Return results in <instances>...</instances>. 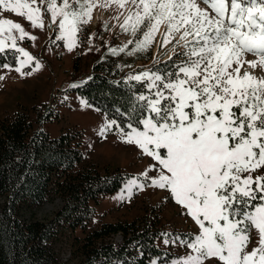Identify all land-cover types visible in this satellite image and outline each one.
I'll return each instance as SVG.
<instances>
[{"label":"snow or ice","instance_id":"6c2138e0","mask_svg":"<svg viewBox=\"0 0 264 264\" xmlns=\"http://www.w3.org/2000/svg\"><path fill=\"white\" fill-rule=\"evenodd\" d=\"M111 2L128 8L121 27L140 33L137 50L154 42L161 26L164 45L179 35L177 43L190 49L176 73H144L156 91L152 98L138 97L145 102L140 118L128 123L130 131L121 129L123 142L154 161L141 175L151 187L169 191L198 226L194 236L171 241L190 249L173 264H264V76L241 74L245 66L264 72V0H202L206 8L198 0ZM96 6V0H0V53L8 48L19 53L25 59L18 56L14 70L32 74L23 69L36 58L17 40L36 37L5 13L39 28L50 13L53 24L59 20L57 39L66 40L71 51ZM249 54L257 59L247 60ZM40 67L36 61V70ZM132 186L145 188L136 180L129 191ZM253 231L258 240L249 250Z\"/></svg>","mask_w":264,"mask_h":264},{"label":"trees","instance_id":"16d2710c","mask_svg":"<svg viewBox=\"0 0 264 264\" xmlns=\"http://www.w3.org/2000/svg\"><path fill=\"white\" fill-rule=\"evenodd\" d=\"M99 34L96 27L94 36ZM99 46L106 49L105 41ZM88 54L97 58L73 89L128 130V123L135 125L143 111L145 102L138 97L146 96V81L126 79L113 57ZM17 57L8 48L0 53V65H14ZM80 58H74V70ZM53 110L47 101L30 108L20 104L0 118V264H71L53 246L61 228L71 232L77 264H151L154 256L158 264L171 261L176 254L158 243L157 217L90 227L99 200L139 175L118 165L102 170L85 162L82 129L72 126L51 135L46 128ZM54 200L57 207L45 211L46 203ZM118 233L122 240L116 243L111 237Z\"/></svg>","mask_w":264,"mask_h":264},{"label":"rangeland","instance_id":"374dc122","mask_svg":"<svg viewBox=\"0 0 264 264\" xmlns=\"http://www.w3.org/2000/svg\"><path fill=\"white\" fill-rule=\"evenodd\" d=\"M198 2L202 8L208 7L202 3V0ZM96 5L91 21L80 25V31L76 36L77 44L71 51L68 50L66 40L57 39L59 20L57 24H53L50 13H44V28L33 27L29 30L24 27L28 22L25 18L8 13L6 18L21 23L30 35L36 37L35 40L26 39L27 37L23 41L17 40V45L34 56L41 67L36 70V61H33L31 65L23 69L24 72L31 71L32 74L21 76L14 70L20 66L19 61L11 66V71L19 81L0 86V118L7 112L14 111L20 104L30 108L47 101L54 110L51 119L45 124L46 128L51 135H58L60 130L72 126L82 129L85 162L94 163L102 170L107 166L118 165L125 171H136V175L140 177L129 178L120 189L99 200L90 227H97L102 222L146 220L150 216L157 217L161 231L158 239L159 246L165 252L176 254L167 263L173 264L174 261L185 257L190 249L180 244L179 241L176 243L171 241L177 236L181 239L194 236L199 231L198 226L183 207L174 201L169 191L151 187L150 181H146L141 175L154 161L144 155L138 146L123 142L122 134L119 133L121 127L117 123L105 130V125L114 120L107 117L96 106L88 103L73 88L77 80L81 82L88 76L92 62L97 58V55L88 57L90 55L88 53L96 51L103 58L113 57L118 67L126 73V79L140 76V80H145L149 89L146 96L152 98V93L156 89L150 88L153 81L145 77L144 73L152 77L176 73L178 66H182L189 59V56L184 53L189 52L190 49L182 47L183 42L177 43L179 35L164 45L166 28L161 26L154 42L144 50H137V42L142 39L140 33L134 35L131 30L126 32L121 27L129 14L128 8H118L111 0L108 4L105 0H96ZM96 27L100 28V34L97 37L94 36ZM188 39L191 40L192 37ZM102 40L105 41L106 49L99 46ZM113 41L114 44H111ZM113 49L116 50L115 54ZM170 55L173 57L171 60L167 63L161 62ZM18 56L20 59H25L19 53ZM78 56L81 57V62L78 70H74V58ZM246 59L255 60L257 57L249 54ZM245 70L258 77L264 76V72H261L259 68L253 70L245 66L241 74ZM156 83L160 82L156 81ZM102 130L103 135H101ZM82 165H78L77 168H81ZM150 174L151 177L156 176L155 171H150ZM132 180H136L137 185L144 183L145 188L141 190L137 186H132L129 191V182ZM57 204L58 200L48 201L45 211L55 209ZM165 240L169 243L166 244ZM257 240L258 236L253 231L249 250L255 247ZM71 241L70 230L61 228L59 237L53 246L62 260L77 264L78 259L76 256L73 257L74 247ZM151 264H158V257H152Z\"/></svg>","mask_w":264,"mask_h":264},{"label":"crops","instance_id":"0c3cea01","mask_svg":"<svg viewBox=\"0 0 264 264\" xmlns=\"http://www.w3.org/2000/svg\"><path fill=\"white\" fill-rule=\"evenodd\" d=\"M6 16H8V13H5L4 14V18H6ZM24 27L29 30V29H32L33 27L31 26L30 22H27V26L24 25ZM39 40H43V38H39ZM10 43V41H9ZM0 75L4 76L5 78L3 80H0V86H3L5 85L6 83H9V82H12V81H19V79H17L16 75L11 71V68L10 69H5L3 67H0ZM81 125V124H80ZM82 126V125H81ZM119 133L120 135L122 134L121 133V128H119ZM130 131V129H128L127 131L125 132H128ZM131 172V171H130ZM132 173H135L136 174V171L132 172ZM149 174H150V171H149ZM151 175V174H150Z\"/></svg>","mask_w":264,"mask_h":264},{"label":"built area","instance_id":"2783aa9c","mask_svg":"<svg viewBox=\"0 0 264 264\" xmlns=\"http://www.w3.org/2000/svg\"><path fill=\"white\" fill-rule=\"evenodd\" d=\"M111 239H112V241H114V242H116V243H119V242H121V240H122V238H121V236L119 235V233L116 234V235H113V236L111 237Z\"/></svg>","mask_w":264,"mask_h":264}]
</instances>
